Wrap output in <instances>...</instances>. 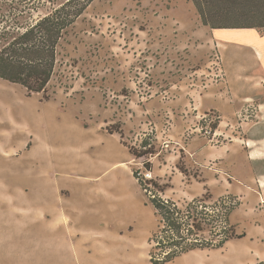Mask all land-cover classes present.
Returning <instances> with one entry per match:
<instances>
[{
  "label": "rangeland",
  "instance_id": "1",
  "mask_svg": "<svg viewBox=\"0 0 264 264\" xmlns=\"http://www.w3.org/2000/svg\"><path fill=\"white\" fill-rule=\"evenodd\" d=\"M66 1L0 0V27ZM263 35L212 28L192 0H93L61 38L44 91L0 77V145L34 144L0 152V264H153L164 236L153 197L184 212L196 200L215 215L230 210L226 226L245 234L163 264H264V160L253 136ZM192 138L211 151L199 163ZM211 229L183 237L228 233L220 221Z\"/></svg>",
  "mask_w": 264,
  "mask_h": 264
},
{
  "label": "trees",
  "instance_id": "2",
  "mask_svg": "<svg viewBox=\"0 0 264 264\" xmlns=\"http://www.w3.org/2000/svg\"><path fill=\"white\" fill-rule=\"evenodd\" d=\"M92 1L68 0L62 6L38 17L26 26L20 27L16 17H12L16 25L10 23L2 25L0 27V77L12 83L21 84L27 89L29 95L44 91L54 71L56 51L61 38ZM192 1L203 23L212 28H264V0ZM8 20L10 18L3 21L8 22ZM256 20L262 23H255ZM213 126L216 128L217 123ZM118 131L122 135V132ZM110 132L115 131L110 130ZM142 145L146 146L147 143L144 142ZM130 152L141 157L154 151L146 149L136 153L131 149ZM146 166L150 167V164L146 163ZM155 186H158V183L155 182ZM197 201L190 202L184 212L174 201L152 198L162 223L160 232L164 234L151 250L153 264L169 262L192 250L221 248L229 240L245 235H237L233 225L226 226L229 223L230 210L223 212V215H215V210L199 205ZM216 221L223 223L228 231L222 238L203 242L198 238L183 237L186 230L190 234L193 233V229L197 230V233L212 230ZM158 249H165L161 256L156 253Z\"/></svg>",
  "mask_w": 264,
  "mask_h": 264
},
{
  "label": "crops",
  "instance_id": "3",
  "mask_svg": "<svg viewBox=\"0 0 264 264\" xmlns=\"http://www.w3.org/2000/svg\"><path fill=\"white\" fill-rule=\"evenodd\" d=\"M215 29L229 31L231 29H239V28H215ZM261 37H264V35L261 36ZM217 43L219 45L220 50L223 51L222 43H220L218 41H217ZM263 55H264V53H263ZM223 67L225 68V66H223ZM225 71H226V69H225ZM260 81H261V83L264 86V77H262ZM250 99H252V97L249 96L245 100H250ZM256 100H257V106H256V109L255 110L257 112V117L256 118L258 119V121H257L258 126H257V129H256V132L257 133H253V136L260 139V142H261L260 143V149H261V151H260V154H261L260 159L261 160H264V137H261L260 136V133L258 131V128H260L261 126H264V95L260 96L259 98H256ZM213 108L215 110H217L218 112H221V114L224 113L223 112L224 110L222 108H218V107H213ZM235 110H236V108H235ZM196 138H198V137H196ZM196 138H192L191 141H189V143H190V145H189V152L191 150H194V152H195V149H198L199 148V151L200 152L197 151L198 154L195 152L196 154L194 153L195 156H193L194 158H196L198 160L197 162L199 163V162H201V160H204L209 154H211V151L207 148V146H205L203 144H200L199 143L200 141L197 142ZM200 149H202V150H200ZM30 150H32V151L34 150V144L33 143L30 144V142L27 143V141L20 142V143L17 142V144H14V143L11 142V143H8L6 145H4V144L0 145V152L5 157H7V156H20V155H25ZM220 153L222 155V152H220ZM35 154H38V151L35 152ZM187 157L190 158V156H187ZM223 157H225V155ZM260 159H257V160H254V161H258ZM218 160H219V162L225 163V159L224 158L222 159L221 157H219ZM37 164H38V162H37ZM37 170L39 172L38 175H42L40 169L37 168ZM260 175H264V174H260ZM48 186H49V183H47V187ZM49 192H50V190L48 188V193ZM24 196L26 197V195H24Z\"/></svg>",
  "mask_w": 264,
  "mask_h": 264
},
{
  "label": "built area",
  "instance_id": "4",
  "mask_svg": "<svg viewBox=\"0 0 264 264\" xmlns=\"http://www.w3.org/2000/svg\"><path fill=\"white\" fill-rule=\"evenodd\" d=\"M141 174H142V172L140 173V175H141ZM145 174H146V176H149V178H150V176H151V175H149L150 173L147 172V173H144V175H145Z\"/></svg>",
  "mask_w": 264,
  "mask_h": 264
}]
</instances>
